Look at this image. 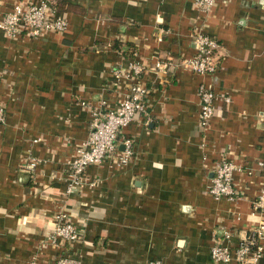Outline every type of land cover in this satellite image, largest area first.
<instances>
[{"label":"crops","instance_id":"1","mask_svg":"<svg viewBox=\"0 0 264 264\" xmlns=\"http://www.w3.org/2000/svg\"><path fill=\"white\" fill-rule=\"evenodd\" d=\"M50 1L68 21L63 34L12 38L0 30V264H53L57 250L45 238L64 172L87 140L83 104L102 98L114 108L124 83L112 87L110 69L133 53L150 90L145 113L121 130L134 142L133 161L88 167L86 184L66 200L83 232L69 255L78 264H213L214 241L229 233L234 248L264 219L253 209L263 185L264 0L212 7L203 30L223 54L212 77L151 71L161 59L195 53L191 28L202 23L195 0ZM20 2L41 0H0V20ZM202 82L216 94L205 130L197 115ZM222 156L242 169L234 175L237 202L207 192Z\"/></svg>","mask_w":264,"mask_h":264},{"label":"built area","instance_id":"2","mask_svg":"<svg viewBox=\"0 0 264 264\" xmlns=\"http://www.w3.org/2000/svg\"><path fill=\"white\" fill-rule=\"evenodd\" d=\"M218 0H195L194 5L202 17V23L191 28V43L195 53L191 58L161 59L154 63L151 71L167 77L176 69L187 70L199 76H213L216 73L219 60L223 56L221 46L217 40L207 35L203 30L204 23L212 7ZM50 0H41L39 4L24 3L14 5L0 20V30L8 37L40 38L45 32L63 34L68 26L64 16L50 7ZM147 68L136 53L127 60L125 66H114L110 69L112 87L118 88L124 83L123 97L117 101L114 108H109L102 98L96 103H84L90 117L87 140L78 145L75 156L68 163L63 181L65 190L61 205L53 215L45 242L57 250L53 264H78L69 255L74 244L83 239V232L74 223L66 200L81 189L86 181L84 175L89 166L101 165L106 161L124 167L133 161L134 142L131 138H124L121 130L134 120L136 114L145 113V103L150 90L144 83ZM198 96V125L205 130L214 117L216 94L205 83L197 87ZM228 101V100H226ZM5 122L4 110L0 108V126ZM121 147V151H119ZM264 156V154H263ZM37 161H31L28 168L34 169ZM262 172L263 185L257 199L253 203L255 212L264 215V158L258 163ZM241 166L229 158L222 156L215 162L208 194L214 200L225 198L231 202L240 199L234 189V175L240 172ZM231 235L224 233L221 241H214L209 257L213 264H264V219L250 231L236 247L230 245ZM148 264H160L158 261Z\"/></svg>","mask_w":264,"mask_h":264},{"label":"trees","instance_id":"3","mask_svg":"<svg viewBox=\"0 0 264 264\" xmlns=\"http://www.w3.org/2000/svg\"><path fill=\"white\" fill-rule=\"evenodd\" d=\"M55 10H56V8H55Z\"/></svg>","mask_w":264,"mask_h":264}]
</instances>
